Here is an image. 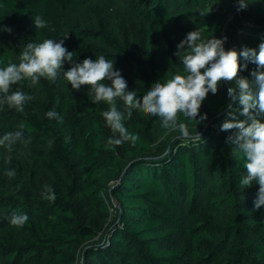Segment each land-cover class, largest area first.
Wrapping results in <instances>:
<instances>
[{
  "label": "trees",
  "instance_id": "obj_1",
  "mask_svg": "<svg viewBox=\"0 0 264 264\" xmlns=\"http://www.w3.org/2000/svg\"><path fill=\"white\" fill-rule=\"evenodd\" d=\"M72 10L87 17L72 21ZM37 16L49 27L36 29ZM197 29L205 39L227 37L226 50L258 51L264 0L239 11L237 0H0V67L18 63L28 43L63 40L77 63L112 60L142 100L155 82L184 74L177 45ZM240 64L239 75L251 80L256 65L244 69L242 56ZM232 86L222 81L208 93L200 108L206 121L181 114L187 138L133 110L123 123L138 135L135 145L108 146V106L93 104L89 87L72 89L62 73L55 83L13 85L10 92L33 98L23 112L0 105V138L23 123L29 141L0 145V264H264V206L254 209L259 185L240 183L243 154L227 142L235 130L221 131L232 119ZM242 107L231 102L236 120L246 119ZM14 212L28 216L23 227L10 225Z\"/></svg>",
  "mask_w": 264,
  "mask_h": 264
},
{
  "label": "clouds",
  "instance_id": "obj_2",
  "mask_svg": "<svg viewBox=\"0 0 264 264\" xmlns=\"http://www.w3.org/2000/svg\"><path fill=\"white\" fill-rule=\"evenodd\" d=\"M247 6L248 0H237L238 11ZM34 25L36 29L49 27L48 22L40 16L34 19ZM5 30L11 31L10 28ZM226 39H205L199 29L187 33L177 45L176 53L183 64L184 74H175L163 83L155 82L142 100L137 98L135 91H128L127 81L119 70H114L112 60L101 55L95 61L85 58L77 63L73 52L64 47L63 40L58 42L47 38L39 44L28 43L18 63L9 62L0 67V105L23 112L25 103L33 97L20 90L10 92L12 86L23 81L38 86L41 78L55 83L62 73L72 89L87 86L92 91L93 104L104 102L108 106L102 112L105 124L113 134L107 139L108 146H120L126 141L135 145L138 135L129 133L123 123L132 117L133 110L161 118L163 128L178 129L181 136L187 138L189 130L187 124L180 121L181 114L190 121H206L207 114L200 115V108L208 93L216 94L222 81L234 83L235 86L227 91L228 115L232 119L222 124L221 131L235 130L227 142L235 146L238 154H243L247 172L240 183L244 187L252 186L253 182L259 185L254 200V209L258 210L264 206V122H261L264 117V42L259 44L258 51L244 48L238 53L235 49H225ZM241 56L245 60L244 69H247L248 62L256 65L251 72V80L239 75ZM65 62L71 64L67 71L63 70ZM105 81H110V84ZM118 100L123 103V111L117 105ZM233 101L243 106L240 115L246 117L245 120L235 119L231 110ZM46 116L62 122L55 111L47 112ZM25 128L26 125L21 123L18 130L6 133L0 138V145H7L11 149L17 141L27 144ZM197 138H201L199 134ZM7 175L13 176L15 171H9ZM45 189V197L55 201L54 190L49 186H45ZM28 219L26 214L15 212L8 217L10 225L17 228L23 227Z\"/></svg>",
  "mask_w": 264,
  "mask_h": 264
},
{
  "label": "rangeland",
  "instance_id": "obj_3",
  "mask_svg": "<svg viewBox=\"0 0 264 264\" xmlns=\"http://www.w3.org/2000/svg\"><path fill=\"white\" fill-rule=\"evenodd\" d=\"M85 10H72L70 17L72 21L78 20V19H83L86 18L87 16L85 15ZM230 19V18H229Z\"/></svg>",
  "mask_w": 264,
  "mask_h": 264
}]
</instances>
